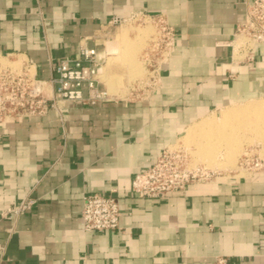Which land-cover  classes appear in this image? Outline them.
<instances>
[{"label":"crops","instance_id":"obj_1","mask_svg":"<svg viewBox=\"0 0 264 264\" xmlns=\"http://www.w3.org/2000/svg\"><path fill=\"white\" fill-rule=\"evenodd\" d=\"M252 0H0V54L25 55L50 96L52 65L97 43L113 17L162 13L174 48L141 98L67 103L0 126V264H264V172L191 183L163 197L131 191L134 175L223 107L264 97V42L236 58ZM115 189L118 228L86 232L82 196Z\"/></svg>","mask_w":264,"mask_h":264},{"label":"built area","instance_id":"obj_2","mask_svg":"<svg viewBox=\"0 0 264 264\" xmlns=\"http://www.w3.org/2000/svg\"><path fill=\"white\" fill-rule=\"evenodd\" d=\"M134 17L139 21L151 18L158 29V38L154 41L156 45L153 46L158 47L160 40L163 42L162 49L151 47L142 52L147 82H135L137 86L146 84L154 87L161 65L173 51L175 31L162 13L147 14L141 11L131 12L126 18L113 17L105 26L120 25ZM237 33L244 34L248 39L239 47L245 54L253 53L254 45L264 42V0H252L246 5L244 20L238 24ZM87 41L84 39L79 43L74 57L62 58L52 65L50 96L44 92L43 82L37 79L35 63L31 58L14 55L13 59H9L12 55L0 54V126L18 118L43 116L49 108L63 120L68 111L67 103L84 106L113 100L116 96L108 92L101 81L103 55L98 51L97 43L90 45ZM154 51L158 57H153ZM135 97L143 96L136 94ZM257 172H264V147L244 150L227 175L200 164L191 165L181 149L166 148L151 165L134 175L130 188L140 197H163L168 192L183 190L191 183L235 179ZM115 193L116 190L111 189L107 194H83L81 220L84 231L101 232L118 228L121 211ZM33 202L30 197H24L16 204L0 209V219L20 216L31 208Z\"/></svg>","mask_w":264,"mask_h":264},{"label":"rangeland","instance_id":"obj_3","mask_svg":"<svg viewBox=\"0 0 264 264\" xmlns=\"http://www.w3.org/2000/svg\"><path fill=\"white\" fill-rule=\"evenodd\" d=\"M121 28L124 29V31H125L124 34L127 37V39L136 43L135 48H134L135 50L134 49L132 50V52H135L136 55L134 53H133L134 55L133 54L132 55H133V58L136 57L134 60L136 61L135 63L138 66V68H137V66H135V68H133L131 70L126 65V63L123 61V59L121 61V58L125 57V54H127L129 52L128 48L122 47V49H120L117 52H115V51L111 52V53L109 52L110 51L109 45L112 44L113 42L114 43L119 42V44H122L124 46L123 39H120L121 37L117 36V33H119L118 31H120ZM140 30L143 32L141 33ZM145 31H146V33L144 34ZM137 33L138 34L141 33L143 36L139 34V36L141 38H137L138 37ZM157 35H158V29L154 25L153 20L151 18H148V17H146L144 21H139L135 17L130 18V19H126L120 25H115V26H111V27L104 26L100 30V33L98 36V41H97L98 51H100L103 55L102 65L104 66V64L105 65L108 64V66L106 65L107 66L106 75L103 74L104 72H102V74H101V81H102L104 88H106L108 90V92H110L111 94L115 95L118 98H120V97H122V98H134L136 96V94H138V96L144 97L145 95H147L149 93V91L153 88L152 86H149L146 84L145 85L139 84V86H137L135 82L138 80H141L142 82H145V81L147 82L146 67H145V64L143 63V60L141 58V54H142V52H144V50H147L151 47H153L155 49V47H157V46H153V45H156L155 40H156V38H158ZM125 36H124V38H126ZM237 36L242 37V39L244 41L248 40L244 34H238L237 33L235 35V38L233 41V46H234V43H235ZM136 39H138V40H136ZM162 43H163L162 40H160V45H158L157 49L161 48ZM137 45H138V47H137ZM136 49H138L139 51H137ZM136 52H138V53H136ZM237 52H238V56H241L239 58H243L245 52L240 51L239 48H238ZM153 53H154V56H153L154 58L159 56V55L155 54V51ZM239 54H241V55H239ZM9 59H13V56H10ZM101 69H102V71H105L103 68H101ZM129 70H130V72H129ZM112 74L114 76H112ZM117 76H119V77H117ZM114 78H116V79H114ZM108 79H110L114 83L111 87H108V83H107ZM263 101H264V97L259 98V99L249 100L246 102H242L240 104L229 105V106L223 107L221 109H218L215 113H212L209 118H205L201 121V122H203L204 120L207 121V120L213 119L212 121L216 122L214 124V125H216L218 123V121L221 120L223 124L221 123V121H219L220 123L217 124L218 127L220 125H222L221 127H224V126L228 127V126H230L229 125L230 122L227 123L228 125H226L224 122H228V121H232V120H235L238 122V121L244 120L241 123H239V122L237 123L235 121H232L233 124L231 122V126L228 127L230 129L224 127L226 130V132L224 131V133H226V134L228 133L229 130H231V131H229L228 135H226V136H228V138H225V141H223L224 144L221 141L222 139L217 140L216 137H214L213 135H209V136H207L208 139L203 138V142H207L205 140H208L209 143L208 142L207 143L210 145L209 150L207 152H203V153L196 152V151H200L199 148H197L198 146L196 144V141L198 140V136H196V137L194 135L192 136V134L188 130L186 132L187 134L185 133L178 140L176 145H174L172 148L181 149V151L186 154L188 161H189V164H191V165L200 164V165L205 166L207 168L221 171L224 175H227L229 173V171L235 167V164H236V161H237L239 155L244 150H247L250 148H257L258 149L260 147L261 148L264 147V131H263L264 130V119H263L264 117L259 119V120L255 119L256 120L255 122L257 125V127L255 126L257 128L256 129L255 127H253L255 125L254 119H251V118L248 119L246 117L244 118L243 116H241V117H239V119H241V118H244V119L239 120L238 117L235 116V119H234V117H231V120L226 121L224 119L226 117L222 116V114H224V112L226 110H229V109H233V108L239 109V106H241V109L250 107L252 104H254V105L257 104L258 106H260V105L262 106V105H264ZM220 114L222 117L220 116ZM212 116H214V117H212ZM238 116H240V115H238ZM222 118L225 121L222 120ZM226 119H229V117ZM248 121H251V122L249 123ZM201 122H200V124H201ZM236 123L241 125V126L237 125ZM242 123H243V126H242ZM244 124H246L248 126H244ZM210 125H211V127L208 126V129H206L207 126H205L204 130H209V129L211 130V128L214 125H212V124H210ZM232 125H234L235 130H232V128H231V127H233ZM251 127L253 128V130ZM259 127H260V129H259ZM213 128L216 129L217 127H213ZM231 132H234L233 135ZM239 132H241V133H239ZM194 137H195V139L193 140ZM210 137H212V138H210ZM229 137L231 139H229ZM212 140H214V141H212ZM218 141H220V142L218 143ZM230 141H232V142H230ZM226 143L228 145H226ZM211 146H212V149H211ZM226 151H228V152H226ZM241 174H243V173H241Z\"/></svg>","mask_w":264,"mask_h":264},{"label":"bare ground","instance_id":"obj_4","mask_svg":"<svg viewBox=\"0 0 264 264\" xmlns=\"http://www.w3.org/2000/svg\"><path fill=\"white\" fill-rule=\"evenodd\" d=\"M123 28H121V30L120 31H118L119 33H117V36H119V37H121L120 39H123V43H124V46L122 45V44H119V42L118 43H112V44H110L109 46V52L111 53V52H117V51H119L120 49H122V47L123 48H128V50H129V52L127 53V54H125V57H123V58H121V61H122V59H123V61L126 63V65L132 70L133 68H135V66H137L136 65V61L134 60L135 58H133V55L135 54V52H132V50L135 48V45H136V43H134V42H132V41H130V40H128L127 39V37L125 36V34H124V29L122 30ZM141 31V30H140ZM143 31H141V33H142ZM141 33H139L140 35H142ZM146 33V31L144 32V34ZM139 34L137 33V35H138V37L137 38H141L140 36H139ZM124 36L126 37V38H124ZM143 36V35H142ZM127 39V40H126ZM136 40H138V39H136ZM244 43V40L242 39V37H240V36H237V38H236V40H235V43H234V54H235V57L236 58H239V57H241V56H238V48L242 45ZM233 44V43H232ZM137 47H138V45H137ZM115 49V50H114ZM135 50V49H134ZM137 51H139L138 49H136ZM134 53V54H133ZM136 53H138V52H136ZM133 54V55H132ZM113 55V54H112ZM136 55V54H135ZM239 55H241V54H239ZM113 57V56H112ZM115 57V56H114ZM137 60V59H136ZM123 62V63H124ZM122 64V63H121ZM138 64V63H137ZM107 66H108V64H106ZM105 64H104V66L102 65V67L101 68H103L105 71H102V69H101V74H102V72H104L103 74H105L106 75V68H107V66H106ZM127 67V68H128ZM137 68H138V66H137ZM136 68V69H137ZM134 71V70H133ZM136 71V70H135ZM109 72V71H108ZM129 72H130V70H129ZM128 72V73H129ZM137 72V71H136ZM112 76H114L113 74H112ZM116 77V76H115ZM117 77H119V76H117ZM112 78V77H111ZM103 79V78H102ZM114 79H116V78H114ZM113 80V79H112ZM108 87H111L114 83H113V81H111L110 79H108ZM264 102V101H263ZM261 104V103H260ZM253 105V106H252ZM250 107H247V108H243V109H241V106H239V109H229V110H224L225 112H224V114H222V116H224V117H226V118H228L229 117V119H226V118H224L226 121L227 120H231V117H234V119H235V116H237L238 117V119H239V117H241V116H243L244 118L246 117V118H248V119H254V122L256 121V120H259V119H261V118H263L264 117V105H260V106H258L257 104L256 105H254V104H252ZM245 107V106H244ZM223 113V112H222ZM238 115H240V116H238ZM220 116H221V114H220ZM221 116V117H222ZM212 117H214V116H212ZM244 118H241V119H244ZM215 119V118H214ZM223 118H222V120H224ZM233 119V118H232ZM237 119V120H238ZM241 119H239V120H241ZM256 119V120H255ZM264 119V118H263ZM213 120V119H212ZM212 120H207V121H203V122H201V124H200V126L198 125V124H196V128L194 127V128H191L190 130H189V132L192 134V136L194 135L195 137L196 136H198V140L196 141V144H197V148H199V150L200 151H196V152H201V153H203V152H207L208 150H209V142H208V140H205V141H207V142H203V138L205 139V138H207V136H209V135H213L214 137H216V139L217 140H221L222 141V143H223V141H225V138H228V136H226V135H228V133H229V131H231V130H229L228 131V133L226 134V133H224V131L226 132V130H225V128H228V127H230L231 126V122L232 121H235V120H232V121H228V122H224L226 125H228L227 123H229L230 122V126H224V127H221L222 125H220L219 127H218V123H220L219 121H221V120H219L218 121V123L216 124V125H214L216 122H214V121H212ZM224 120V121H225ZM244 121V120H243ZM242 120L241 121H238L239 123H241V122H243ZM246 121V120H245ZM235 122H237V121H235ZM237 122V123H238ZM249 123L251 122V121H248ZM263 122V121H262ZM221 123H222V121H221ZM236 123V124H237ZM247 123V122H246ZM210 124H212V125H214L213 127H217L216 129H214L213 127L211 128V130L209 129V130H204L205 129V126H207V128L206 129H208V126H210L211 127V125ZM223 124V123H222ZM232 124H233V122H232ZM235 124V123H234ZM248 124V123H247ZM237 125H239V124H237ZM236 125V126H237ZM249 125V124H248ZM248 125H246V124H244V126H248ZM233 127H231L232 128V130H235V127H234V125H232ZM239 126H241V125H239ZM242 126H243V123H242ZM257 127V125H256V122H255V125L253 126V127ZM255 127V128H256ZM252 128V127H251ZM254 128V129H255ZM213 129V130H212ZM228 129H230V128H228ZM227 129V130H228ZM237 129V128H236ZM257 129V128H256ZM259 129H260V127H259ZM252 130H253V128H252ZM264 131V130H263ZM232 133V135H233V133L234 132H231ZM239 133H241V132H239ZM187 134V133H186ZM188 137V136H187ZM195 137L193 138V140L195 139ZM231 137V136H230ZM229 137V139H231ZM184 138V137H183ZM210 138H212V137H210ZM208 139V138H207ZM188 140V139H187ZM202 140V141H201ZM245 140V139H244ZM189 141V140H188ZM194 141V142H195ZM212 141H214V140H212ZM193 142V143H194ZM220 141H218V143H219ZM230 142H232V141H230ZM217 143V144H218ZM224 144V143H223ZM230 144V143H229ZM226 145H228L227 143H226ZM232 145V144H231ZM214 146V145H213ZM225 146V145H224ZM232 147V146H231ZM220 148V147H219ZM211 149H212V146H211ZM227 150V149H226ZM221 151V150H220ZM226 152H228V151H226ZM207 154V153H206ZM221 154V153H220ZM232 155V154H231ZM215 159V158H214Z\"/></svg>","mask_w":264,"mask_h":264}]
</instances>
